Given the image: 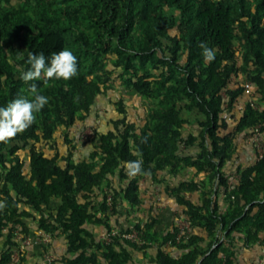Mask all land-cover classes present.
<instances>
[{"label":"trees","instance_id":"obj_1","mask_svg":"<svg viewBox=\"0 0 264 264\" xmlns=\"http://www.w3.org/2000/svg\"><path fill=\"white\" fill-rule=\"evenodd\" d=\"M202 44L215 52L210 63ZM62 48L76 55V76L47 84L18 78L29 67V52L47 58ZM31 83L48 103L29 128L0 142V264H12L16 254L22 261L24 219L65 237L75 257L66 264H128L124 247L146 252L155 245V264H233V234L248 247L264 246V153L237 169L234 180L224 171L255 129L264 145V0H0V106L32 99ZM118 88L132 100L110 102L117 118L105 133L94 128L89 159L74 161L72 130ZM251 93L253 101L246 100ZM192 123L199 134L185 138ZM140 158L142 172L128 177L123 163ZM187 169L194 178L166 188L193 231L187 240L175 243L177 227L159 234L156 217L131 230L116 227L140 233L142 246L120 237L96 242L87 231L103 226L109 235L105 215H117L119 201L138 210L143 177L160 183L165 172ZM116 173L125 187L105 195L96 210L97 192ZM169 241L180 257L165 253Z\"/></svg>","mask_w":264,"mask_h":264},{"label":"crops","instance_id":"obj_2","mask_svg":"<svg viewBox=\"0 0 264 264\" xmlns=\"http://www.w3.org/2000/svg\"><path fill=\"white\" fill-rule=\"evenodd\" d=\"M121 96L127 98L128 101L132 100L129 99L126 93L122 92V88H118V92L110 93L108 98H100L97 101V105L93 108L91 116L85 125L78 124L75 129L72 130L70 139L76 147L73 153L74 161L80 162L89 159L90 154L93 152V148L88 142H82V134L88 128H95L103 133L107 132L110 129V121L117 118L114 107L111 106L110 102L116 101V99ZM128 105L131 107L138 106L136 103L130 104V102ZM139 112L140 116H142L143 111L140 110V108ZM109 114L112 115L110 116ZM132 115L134 116L133 113ZM198 134L199 129L194 123L186 126L183 130V136L185 138L187 136L196 137ZM248 140H243L239 143L238 152L224 170L227 176H231V180L236 178L235 172L237 169H245L256 162L257 153ZM61 152L65 155V146H62ZM194 152L195 150L192 149L185 153L194 154ZM194 176L195 172L192 169H187L175 176L169 171L165 172L159 178L160 183H156L150 178L143 177L139 182L141 207L138 210H133L125 202L119 201L118 214L113 216L111 213H107L105 215L109 218L108 224L112 229L119 227L125 230H131L138 223L144 224L151 218L156 217L158 221L156 231L163 235L171 233L174 227L179 226V222L183 220V218L180 216L181 209L178 207L176 200L166 193V188L176 189L182 184L190 181ZM231 183L232 181L229 182V184ZM125 185L126 182L119 179L118 173L110 178L109 182L102 188V193L97 192V198L94 199V207L96 210H99V204L103 202L105 195H108L111 191H120ZM192 200L197 202L198 197L193 196ZM217 202L220 213L225 214L228 210V206L224 202L222 191H219ZM58 203V201H54L50 208L55 210ZM99 216L101 215H98V217ZM23 222L29 229L28 236L24 238V240L18 238L23 258L22 261L18 259L17 262L12 264H66L67 261L75 258L74 255L68 252L67 242L63 235L59 233L53 235L43 233L39 230L33 219H24ZM86 229L96 242L103 241L107 236V230L103 226L88 225ZM233 237L234 240L229 242L235 256L233 264H264L263 245L257 243L248 247L244 244L241 236L233 234ZM261 238L263 239L264 235H262ZM4 241L5 239L1 240L0 245H3ZM202 246L206 249V244ZM124 248L131 256V260L128 264H155L154 259L158 252L156 245L153 249L146 252H137L129 247ZM164 251L175 258L182 255V253L174 248H166Z\"/></svg>","mask_w":264,"mask_h":264},{"label":"clouds","instance_id":"obj_3","mask_svg":"<svg viewBox=\"0 0 264 264\" xmlns=\"http://www.w3.org/2000/svg\"><path fill=\"white\" fill-rule=\"evenodd\" d=\"M203 49V58L206 63H210L215 58V52L201 45ZM6 62L10 66H14L15 62L12 57L7 56ZM26 63L29 65L23 70L19 79L25 83L31 81H41L47 84L49 80L67 81L77 74V57L74 53L62 48L59 52L45 57L43 52L34 54L29 52ZM30 92L34 94L32 99L20 97L8 102L5 106H0V142L8 143L17 134L24 132L36 120L38 114L48 103V97L36 93L37 86L35 83L29 85ZM142 158L126 161L123 167L126 169V175L134 178L142 172Z\"/></svg>","mask_w":264,"mask_h":264},{"label":"built area","instance_id":"obj_4","mask_svg":"<svg viewBox=\"0 0 264 264\" xmlns=\"http://www.w3.org/2000/svg\"><path fill=\"white\" fill-rule=\"evenodd\" d=\"M246 92L249 93L250 91L247 89ZM249 140L255 146L256 152L259 155V157H262L264 153V145L258 135V129H255V131L249 136ZM177 228L179 230V234L177 235L176 240H175L176 244H179L183 240H187L192 235V230L190 228V225L185 220H180L179 226ZM114 237H120L122 240L136 244L138 246L143 245L141 234L138 233L137 231H132L130 233H123L120 231V229L114 228L112 232L103 239V241L105 242V244H109L112 238ZM165 247L172 248L173 242L169 241ZM18 259L19 257L16 254L12 259V263L17 262Z\"/></svg>","mask_w":264,"mask_h":264},{"label":"rangeland","instance_id":"obj_5","mask_svg":"<svg viewBox=\"0 0 264 264\" xmlns=\"http://www.w3.org/2000/svg\"><path fill=\"white\" fill-rule=\"evenodd\" d=\"M118 87H120V85ZM245 87L250 90V86L249 85H246ZM249 96H250L249 99L247 97H245V99L246 100H250L251 99V101H253V96L254 95L251 93V94H249ZM239 113H240V108H236L235 109L236 118H238V114ZM109 115L111 116L112 114H109ZM92 135H93V128H88L81 136L82 142H87V140L90 139V137H92ZM248 139H249V137L245 138V140H248ZM248 141H250V140H248Z\"/></svg>","mask_w":264,"mask_h":264}]
</instances>
